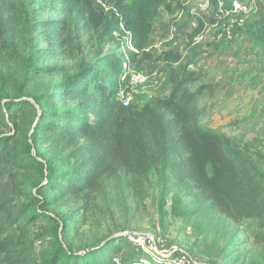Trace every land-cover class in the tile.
I'll list each match as a JSON object with an SVG mask.
<instances>
[{
	"label": "trees",
	"instance_id": "16d2710c",
	"mask_svg": "<svg viewBox=\"0 0 264 264\" xmlns=\"http://www.w3.org/2000/svg\"><path fill=\"white\" fill-rule=\"evenodd\" d=\"M18 1L0 0V64L6 55L19 58L8 40L20 10ZM100 1L58 0L72 12L68 21L94 34L100 48L91 64L81 63L75 72L65 74L57 90L38 95L34 102L25 97L34 73L45 70L32 66L33 54L21 79H10L11 86L0 69V103L12 125L7 132H0V174L4 161L40 174L31 201L19 212L0 203L5 215L0 219L2 264H110L124 241L108 237L98 247L76 252L59 239L61 231H69L66 219L52 215L48 209L65 197L78 198L98 191L105 179L119 172L147 176L153 171L162 183L158 200L162 226L169 193L176 188L171 198L172 215L188 218L190 209L185 198L186 191L192 189L204 218L192 223L196 232L201 234L211 225L214 218L210 211L219 214L240 225L261 246L259 264H264V166L259 160L264 156L255 158L248 145L204 124L206 108L201 99L208 87L198 84L200 77L191 68L196 61L182 63L183 53L178 49L161 50L157 56L147 50L160 12L174 15L181 4L174 3L176 0ZM50 21L54 26L66 23L65 19ZM200 33L198 29L195 35ZM249 35L264 62V16ZM126 37L135 50L128 48ZM111 43H118L120 49L104 52ZM123 49L131 64L144 55L172 66L168 77L173 85L171 93L166 97L153 94L139 107L134 102L124 106L117 98L124 70ZM83 96L89 99L78 101ZM58 99L64 104L56 105ZM34 117L28 138L25 123ZM41 132L45 133L42 137ZM39 140L71 148L66 157L75 158L74 164L60 169L48 162L35 150ZM49 223L50 229L46 226ZM48 235L54 238L52 248L39 257L37 242ZM118 264L143 263L139 253H131L121 257Z\"/></svg>",
	"mask_w": 264,
	"mask_h": 264
},
{
	"label": "rangeland",
	"instance_id": "374dc122",
	"mask_svg": "<svg viewBox=\"0 0 264 264\" xmlns=\"http://www.w3.org/2000/svg\"><path fill=\"white\" fill-rule=\"evenodd\" d=\"M231 1L207 0L208 4L201 6L202 0L183 3L176 0L174 3L181 4L180 10L174 15L162 10L155 21L147 50L157 56L161 50L178 49L183 53L182 63L196 61L191 68L200 77L198 84L208 87L201 99L206 108L204 124L240 140L249 146L255 158H259L264 156V62L249 33L255 29L257 20L264 16V0H249L251 8L245 24L230 39H218L215 28L217 15ZM19 3L20 10L12 24L13 32L8 35L19 58L6 55L0 69L8 86H11L10 79H21L33 54L32 66L45 69L34 73L25 90V97L33 101L42 93L57 90L59 80L65 74L75 72L81 63L91 64L100 45L96 36L85 27L68 21L72 12L62 7L58 0H19ZM106 5L109 6L108 3ZM59 19H65L66 23L59 26L48 23ZM198 29L201 33L195 35ZM2 45L0 42V47ZM119 49L118 43H111L104 52ZM148 61L141 55L140 63L135 67L144 70L143 64ZM163 69L158 92H154L161 96L169 92L168 77L172 66L164 63ZM82 99L88 100L89 97L83 96L78 101ZM142 99L140 97L134 103L139 107ZM55 104L61 106L64 103L58 99ZM32 109L37 115L38 108L34 106ZM35 120L34 117L25 123L28 138ZM8 127L12 125L0 103V132H7ZM44 134L41 132V137ZM35 150L48 162L59 165L60 169H69L75 161V158L66 157L71 148H65L62 143L39 140ZM259 160L264 166V158ZM39 178V172L34 169H17L4 161L0 174V203L19 212L24 203L31 201ZM161 190L162 183L156 171L147 176L119 172L105 179L98 191L78 198L65 197L50 206L48 211L66 219L69 231H61L59 239L76 252L98 247L108 237H118L124 241L121 251L114 254V259L119 260L131 253H139L146 259L152 255L150 250L157 248L163 251L177 245L198 260L212 264H259L263 249L240 225L229 219L209 210L213 222L204 227L201 234L196 232L192 223L204 218L200 215L197 193L192 189L186 191L185 198L190 209L188 218L172 215L171 198L176 188L169 193L165 225L162 226L158 214ZM3 217L5 215L0 211V219ZM46 226L50 229L52 224ZM142 233L155 237V244L152 247L147 245L145 252L130 239V235ZM2 235L0 231V239ZM53 239L48 235L37 242L39 257L51 250ZM114 259L110 264H118ZM2 262L0 251V264Z\"/></svg>",
	"mask_w": 264,
	"mask_h": 264
},
{
	"label": "built area",
	"instance_id": "2783aa9c",
	"mask_svg": "<svg viewBox=\"0 0 264 264\" xmlns=\"http://www.w3.org/2000/svg\"><path fill=\"white\" fill-rule=\"evenodd\" d=\"M179 1L183 3L186 0ZM207 4V0H202L201 6H206ZM250 8L251 2L249 0H232L228 6L223 7L218 13V20L215 23L217 38L230 39L236 30L245 24V18ZM126 41L128 48L135 50L127 37ZM123 51L124 70L119 79L117 98L124 106H129L138 99L140 91L148 86L154 77L159 78L162 73L138 69L135 67V64L130 63L128 52L124 49ZM130 239L134 242L135 246L143 249L141 250L142 252L147 250V245L152 247L155 244V237L148 233L132 234L130 235ZM150 252L152 255L149 258L145 259L141 257L143 264H153L152 261H155L154 264H212L205 260H198L187 250L181 249L177 245H172V247L163 251L155 248L154 251L150 250ZM114 260H116V263H119V258Z\"/></svg>",
	"mask_w": 264,
	"mask_h": 264
},
{
	"label": "crops",
	"instance_id": "0c3cea01",
	"mask_svg": "<svg viewBox=\"0 0 264 264\" xmlns=\"http://www.w3.org/2000/svg\"><path fill=\"white\" fill-rule=\"evenodd\" d=\"M167 49H173V48H167ZM167 49H165V50H167ZM138 63H140V62H137L136 64H138ZM164 63H166V62L157 61L156 63H154L153 60H149L146 64H143V67H144V70H147L149 72L164 73V71H163L164 70L163 69ZM159 78L154 77L152 82L148 86H146L143 90L140 91L138 98H140V97L143 98L141 100V103H143L147 99V97L153 95L154 92H158V87H159L158 81H159ZM154 86L157 87V89H154ZM172 90H173V85L171 83H169V86H168V91L169 92L166 95H162V96H164V97L168 96L171 93ZM139 103H140V101H139Z\"/></svg>",
	"mask_w": 264,
	"mask_h": 264
}]
</instances>
